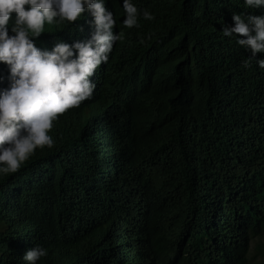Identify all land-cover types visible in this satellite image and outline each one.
I'll return each mask as SVG.
<instances>
[{
	"label": "clouds",
	"instance_id": "9594fccd",
	"mask_svg": "<svg viewBox=\"0 0 264 264\" xmlns=\"http://www.w3.org/2000/svg\"><path fill=\"white\" fill-rule=\"evenodd\" d=\"M121 7L123 17L116 0H0V211L19 218L14 264H154L141 232L152 205L128 196L109 65L147 81L164 114L185 118L195 107L208 124L204 143L264 111V0H207L200 12L183 0ZM220 157L188 150L182 174L185 196L206 203L198 231L222 255L250 195L234 187L254 178ZM30 201L25 210L14 203ZM23 211H32L42 246L26 238L32 220ZM9 247L0 245V264Z\"/></svg>",
	"mask_w": 264,
	"mask_h": 264
},
{
	"label": "trees",
	"instance_id": "16d2710c",
	"mask_svg": "<svg viewBox=\"0 0 264 264\" xmlns=\"http://www.w3.org/2000/svg\"><path fill=\"white\" fill-rule=\"evenodd\" d=\"M116 1L118 12L123 17L122 0ZM184 1L197 12L207 2L183 0V4ZM133 3L137 5L138 0H133ZM107 73L106 91L115 98L112 112L116 120L122 122L127 137L128 164L125 172L131 178L134 192L128 196L144 197L152 205V214L144 222L141 232L142 248L153 254L154 264H264V118L261 117H264V111L255 114L251 111L236 130L230 128L219 139L214 137L204 143L208 124L202 122L195 107L188 110L185 118L164 114V104H156L147 81H129L120 76L112 65L107 67ZM198 149L207 150L209 157L213 153L219 154L220 166L229 170L238 166L244 176L251 174L254 178L250 182L238 179L234 187L249 189L250 195L244 199L243 225L235 230L231 243L224 245L222 255L220 248L212 251L205 235L198 231L206 203L185 196L184 158L188 150ZM124 151L122 149V153ZM237 159L241 164H237ZM79 160L86 162L85 159ZM249 160L258 166L251 173ZM7 192L9 194V189ZM2 193L5 194L4 191ZM14 203L20 210L33 204L32 201ZM31 212H22L26 215L24 219L32 220L26 238L30 239V244L42 246L44 242ZM5 216L10 219L9 228L0 232V245L7 247L10 244L6 258L8 264H14V250L18 252L20 248L18 244L13 245L12 236L14 228L19 227V218L11 211L2 210V224ZM19 261L20 264L24 262L20 258Z\"/></svg>",
	"mask_w": 264,
	"mask_h": 264
},
{
	"label": "bare ground",
	"instance_id": "6f19581e",
	"mask_svg": "<svg viewBox=\"0 0 264 264\" xmlns=\"http://www.w3.org/2000/svg\"><path fill=\"white\" fill-rule=\"evenodd\" d=\"M135 1H136V0H135ZM187 1H189V0H187ZM191 1H192V0H191ZM184 3H185L184 5H187L186 3H189V2H185V1H184ZM196 3H197V2H196ZM203 4H204V3H203ZM192 5H193V4H192ZM194 5H196V4H194ZM187 6H188V5H187ZM200 6H201V4H200ZM198 7H199V5H198ZM199 8H201V7H199ZM197 9H198V8H197ZM201 9H202V8H201ZM198 12H199V11H198ZM131 89H132V88H131ZM121 94H122V93H121ZM220 109L225 110L224 108H220ZM59 117H60V116H58V118H59ZM100 135H101V134H100ZM97 137H98V136H97ZM99 138L102 139V135H101ZM107 139H108V138H107ZM105 140H106V139H105ZM181 152H182V151H181ZM98 159H99V161H100V160H102L103 158H102V156L100 155ZM108 159H109L110 161H111V159H112L110 153H108ZM71 193H72V192H71ZM27 237H28V236H27ZM34 237H35V236H34ZM28 239H29V238H28ZM34 239H35V238H34ZM29 240H30V239H29ZM34 241H35V240H34ZM32 242H33V241H32ZM30 243H31V242H30ZM31 245H32V244H31Z\"/></svg>",
	"mask_w": 264,
	"mask_h": 264
},
{
	"label": "water",
	"instance_id": "95a60500",
	"mask_svg": "<svg viewBox=\"0 0 264 264\" xmlns=\"http://www.w3.org/2000/svg\"><path fill=\"white\" fill-rule=\"evenodd\" d=\"M71 232H73L75 234L77 232V228L71 229ZM72 252L75 253V249ZM59 262H61V261H59Z\"/></svg>",
	"mask_w": 264,
	"mask_h": 264
},
{
	"label": "rangeland",
	"instance_id": "374dc122",
	"mask_svg": "<svg viewBox=\"0 0 264 264\" xmlns=\"http://www.w3.org/2000/svg\"><path fill=\"white\" fill-rule=\"evenodd\" d=\"M5 227H6L5 225L4 226L0 225V230L4 229ZM17 259H19V257H17Z\"/></svg>",
	"mask_w": 264,
	"mask_h": 264
}]
</instances>
